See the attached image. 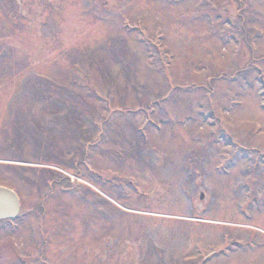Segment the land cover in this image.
I'll return each mask as SVG.
<instances>
[{
  "label": "rangeland",
  "instance_id": "obj_1",
  "mask_svg": "<svg viewBox=\"0 0 264 264\" xmlns=\"http://www.w3.org/2000/svg\"><path fill=\"white\" fill-rule=\"evenodd\" d=\"M0 161V264H264V0H0Z\"/></svg>",
  "mask_w": 264,
  "mask_h": 264
},
{
  "label": "water",
  "instance_id": "obj_2",
  "mask_svg": "<svg viewBox=\"0 0 264 264\" xmlns=\"http://www.w3.org/2000/svg\"><path fill=\"white\" fill-rule=\"evenodd\" d=\"M19 212L20 205L16 195L10 190L0 188V220L15 219Z\"/></svg>",
  "mask_w": 264,
  "mask_h": 264
},
{
  "label": "trees",
  "instance_id": "obj_3",
  "mask_svg": "<svg viewBox=\"0 0 264 264\" xmlns=\"http://www.w3.org/2000/svg\"><path fill=\"white\" fill-rule=\"evenodd\" d=\"M62 105H64V101L62 102ZM65 106H66V108H69V109H70V107H67V106H68V104H66Z\"/></svg>",
  "mask_w": 264,
  "mask_h": 264
}]
</instances>
